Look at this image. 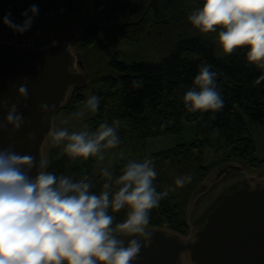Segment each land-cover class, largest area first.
<instances>
[{"label":"trees","instance_id":"1","mask_svg":"<svg viewBox=\"0 0 264 264\" xmlns=\"http://www.w3.org/2000/svg\"><path fill=\"white\" fill-rule=\"evenodd\" d=\"M33 4L39 14L28 31L18 34L3 23L6 14L22 23L26 19L22 13ZM198 7L200 0H0V40L20 38L44 47L64 37L72 39L88 81L73 86L60 109L75 114L85 90L92 87L100 105L88 120L89 132L108 123L117 128L120 139L128 134L141 139L171 134L181 138L144 159L153 160L157 191L168 193L150 210L147 228L182 236L191 228L190 202L211 168L221 161L250 168L264 165L252 136L253 130L264 133V80L257 82L264 69L247 62L246 48L221 55L216 33L201 34L187 20ZM205 63L217 73L216 87L224 106L215 113L190 112L182 97ZM135 80L143 86L135 87ZM206 148L222 149V159L205 164ZM54 152L50 149L44 171L77 180L87 177L97 193L105 182L102 168H108L115 180L129 162L120 160L94 173L97 157L85 160L70 157L65 149L60 156ZM186 175L191 181L176 186V178ZM118 187L113 183L112 190ZM127 212L124 208L112 213L114 224L123 222Z\"/></svg>","mask_w":264,"mask_h":264},{"label":"clouds","instance_id":"2","mask_svg":"<svg viewBox=\"0 0 264 264\" xmlns=\"http://www.w3.org/2000/svg\"><path fill=\"white\" fill-rule=\"evenodd\" d=\"M38 14L39 7L33 4L22 13L26 17L22 23L7 14L3 23L22 34ZM187 20L201 34L216 33L221 55L246 48L247 62L264 69V0H200V7ZM212 67L201 64L193 87L182 97L190 112L215 113L224 106ZM262 80L264 75L257 82ZM133 84L143 86L140 80ZM27 94L26 83H21L17 97L26 99ZM99 105V97L93 94L75 115L85 110L95 113ZM40 110L47 113L52 106L44 102ZM23 124L17 104L8 105L0 128L18 130ZM52 135L55 143H64L70 157L85 160H102L103 150L120 143L117 128L108 123L92 132L64 128ZM37 162L36 156L18 153L11 146L0 149V264H132L141 248L151 243L150 210L168 195L154 186L157 172L151 158L130 160L115 180L108 168H102L105 182L98 193L91 190L87 177L57 176L44 171L42 163L38 174L30 177L28 172ZM191 179V175L177 177L175 185L183 187ZM113 183L119 186L115 191ZM124 208L126 219L114 224L112 213Z\"/></svg>","mask_w":264,"mask_h":264},{"label":"water","instance_id":"3","mask_svg":"<svg viewBox=\"0 0 264 264\" xmlns=\"http://www.w3.org/2000/svg\"><path fill=\"white\" fill-rule=\"evenodd\" d=\"M79 57L68 39L44 47L20 38L0 40V124L13 103L24 117L18 130L0 128V149L11 146L18 153L36 156L37 167L28 172L32 178L41 170L40 163L45 169L43 144L54 115L70 89L88 81ZM21 83L27 85L26 99L17 97ZM44 102L52 111L40 110ZM241 176L188 217L187 236L149 227L151 243L141 248L132 264H264V180Z\"/></svg>","mask_w":264,"mask_h":264},{"label":"rangeland","instance_id":"4","mask_svg":"<svg viewBox=\"0 0 264 264\" xmlns=\"http://www.w3.org/2000/svg\"><path fill=\"white\" fill-rule=\"evenodd\" d=\"M65 39H68L69 43L71 44L72 51L79 54V52L73 46L72 39H69L68 37L67 38L64 37L63 40ZM81 57L82 55L80 54L79 58ZM83 71L85 70L83 69ZM91 89L92 87L85 90V99L77 106L76 113L81 112V110L84 108V105L88 97L93 95ZM75 114L60 109L54 115L52 130L43 144L44 164H47V162H49L50 149H55V152L53 154L54 156L62 155L65 149L64 143H60V144L55 143L52 135L53 132L64 128H67L69 132H80L84 130L89 131L90 127L88 125V120L95 113L85 110L83 115H75ZM252 136L254 137L259 157L264 158V133H261L258 130H253ZM179 138L180 137L171 134V135H160L151 138L141 139L135 136H130V134H128L124 139H120V143L115 148L103 150L104 158L102 160L97 158V161L93 166V171L94 173L98 172L102 166H110L120 160H129V161L142 160L151 152L174 146L178 140H181V138L180 139ZM222 156H223L222 149H218L216 152L213 148H206L204 150V163L213 164L215 161L216 162L220 161L222 159ZM232 165L240 166L239 170H234L231 167ZM227 171H237V173L239 172L243 173V175L247 177H253L257 180H261V179L264 180V165L260 167L250 168L243 166V164L239 162L221 161L219 165L210 169V172L207 175V177L203 180L202 185H205L207 188L209 185H211L217 180L218 174H220L221 176L223 175V173H226ZM191 202H190L189 210L191 208Z\"/></svg>","mask_w":264,"mask_h":264},{"label":"flooded vegetation","instance_id":"5","mask_svg":"<svg viewBox=\"0 0 264 264\" xmlns=\"http://www.w3.org/2000/svg\"><path fill=\"white\" fill-rule=\"evenodd\" d=\"M241 175L242 173H237V171H227L221 176L218 174L217 180L207 188L205 185H202L201 189L197 192L191 202V208L188 211L189 216H195L198 214L199 210L204 208L223 187L229 185L233 180L242 177Z\"/></svg>","mask_w":264,"mask_h":264}]
</instances>
